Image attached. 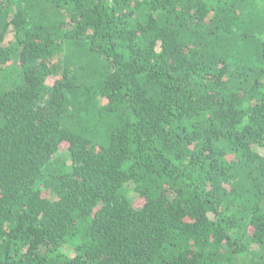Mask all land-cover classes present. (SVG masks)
<instances>
[{
    "label": "trees",
    "instance_id": "trees-1",
    "mask_svg": "<svg viewBox=\"0 0 264 264\" xmlns=\"http://www.w3.org/2000/svg\"><path fill=\"white\" fill-rule=\"evenodd\" d=\"M263 37L264 0H0V264H264Z\"/></svg>",
    "mask_w": 264,
    "mask_h": 264
},
{
    "label": "rangeland",
    "instance_id": "rangeland-1",
    "mask_svg": "<svg viewBox=\"0 0 264 264\" xmlns=\"http://www.w3.org/2000/svg\"><path fill=\"white\" fill-rule=\"evenodd\" d=\"M264 40V37L262 38ZM7 43L11 42L13 40V34H9L7 36ZM255 151L260 154L263 158H264V141L262 142L261 145H257L255 146ZM69 152L65 151V152H59L56 156H55V160L57 159H62L63 161H70V155L68 154ZM45 178L42 176L41 178V182H44ZM129 193V200L130 202L133 204V206L135 208H139L142 205V200L139 198L138 195H136L133 191H127ZM68 246H63L62 250L63 251H68L69 249H67Z\"/></svg>",
    "mask_w": 264,
    "mask_h": 264
}]
</instances>
